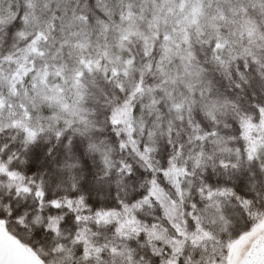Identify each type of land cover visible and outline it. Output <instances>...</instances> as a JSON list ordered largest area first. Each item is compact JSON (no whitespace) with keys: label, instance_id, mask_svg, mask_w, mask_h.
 Returning <instances> with one entry per match:
<instances>
[{"label":"snow or ice","instance_id":"snow-or-ice-1","mask_svg":"<svg viewBox=\"0 0 264 264\" xmlns=\"http://www.w3.org/2000/svg\"><path fill=\"white\" fill-rule=\"evenodd\" d=\"M0 264H264V0H0Z\"/></svg>","mask_w":264,"mask_h":264}]
</instances>
